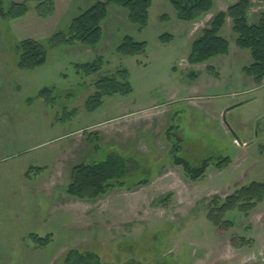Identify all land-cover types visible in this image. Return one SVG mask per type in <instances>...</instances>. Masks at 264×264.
<instances>
[{
	"label": "rangeland",
	"instance_id": "1",
	"mask_svg": "<svg viewBox=\"0 0 264 264\" xmlns=\"http://www.w3.org/2000/svg\"><path fill=\"white\" fill-rule=\"evenodd\" d=\"M102 1L73 0L51 19L33 15V3L22 18L0 17V264H61L71 249L94 253L101 264H264V202L228 213L229 229L207 220L213 199L264 182V80L257 87L243 73L252 60L237 48L228 18L219 34L228 54L188 62L215 15L239 0H213L192 22L178 20L168 0H153L142 31L109 6L96 48L47 46ZM248 1L251 24L264 14V0ZM11 2L0 0V10ZM43 25L53 31L38 41L45 64L20 70L18 44L45 32ZM128 36L146 43L143 55L117 53ZM92 63L96 71L77 72ZM122 71L131 93L106 95L113 82L104 81L121 82ZM115 153L137 164L125 187L94 200L66 194L74 166ZM174 156L191 168L209 159V167L192 180ZM32 237L49 242L37 246Z\"/></svg>",
	"mask_w": 264,
	"mask_h": 264
},
{
	"label": "trees",
	"instance_id": "2",
	"mask_svg": "<svg viewBox=\"0 0 264 264\" xmlns=\"http://www.w3.org/2000/svg\"><path fill=\"white\" fill-rule=\"evenodd\" d=\"M173 8L176 18L184 22H192L199 17L209 13L213 8V0H168ZM153 0H103L96 2L81 11L74 17L66 27L65 31L55 32L47 41L49 48L60 45L82 44L91 49L101 41L102 23L107 19V8L116 6L126 11L129 23L138 28L139 31L147 27L149 19V9ZM27 3L35 4L34 13L39 19L53 17L55 14L54 0H24L22 3L11 2L7 12L0 10V17L12 20L22 18L27 13ZM250 2L239 0L230 6L225 13H218L212 19L209 28L202 31L201 35L192 43L191 52L188 59L189 64L197 65L209 61L217 56H225L229 51L228 41L221 37L226 18L231 21L232 32L236 35L235 44L240 50L250 53L252 63L243 68V73L255 86H261L264 80V14L258 20L249 23ZM166 42L163 36L160 38ZM18 68L20 70H35L43 66L46 62L47 49L45 45L36 40H23L17 46ZM117 53L124 57H135L143 55L146 51V43L138 42L131 37H125L117 47ZM97 62V61H96ZM98 63V62H97ZM97 63L79 65L77 72L86 75L96 71ZM122 81L107 79L113 85L106 87V95L120 93L129 95L130 85L127 81V71L120 72ZM103 82V81H102ZM108 90V91H107ZM43 90L41 93L46 92ZM94 99L99 100L97 94ZM96 100V101H97ZM89 107V106H88ZM98 104H94V108ZM176 149V148H174ZM99 162L92 164L82 163L76 165L71 170L70 183L66 188V194L80 200H94L105 195L110 189L123 188L126 186L127 176L137 169V164L131 162L118 154H107ZM210 160H205L198 168H191L185 161L174 156L173 164L183 168L184 172L192 179L197 180L209 167ZM148 180H138L135 185L147 184ZM264 202V182H253L248 186L241 187L231 196L220 200L215 198L209 205L207 220L220 229H229L231 222L225 220V216L230 212L247 214ZM37 242V246L44 247L48 244V239L42 240L32 237ZM100 258L91 252H80L70 250L65 255L61 264H101Z\"/></svg>",
	"mask_w": 264,
	"mask_h": 264
},
{
	"label": "crops",
	"instance_id": "3",
	"mask_svg": "<svg viewBox=\"0 0 264 264\" xmlns=\"http://www.w3.org/2000/svg\"><path fill=\"white\" fill-rule=\"evenodd\" d=\"M16 1L19 2V1H22V0H14V2H16ZM72 2H73V0H55V15L52 18L57 17V14L61 13L63 10H65L67 7H69ZM28 12H31L30 8L27 10V13ZM34 14L35 13H33V15ZM43 26H44V29H46L45 32H42V34H26V36L24 37L25 40L31 39V40L41 41L43 39L46 40L47 38H49L48 36L52 35L53 31L52 30L48 31V28L45 25H43ZM46 35H48V36H46Z\"/></svg>",
	"mask_w": 264,
	"mask_h": 264
}]
</instances>
